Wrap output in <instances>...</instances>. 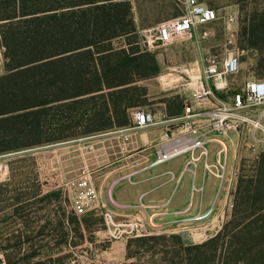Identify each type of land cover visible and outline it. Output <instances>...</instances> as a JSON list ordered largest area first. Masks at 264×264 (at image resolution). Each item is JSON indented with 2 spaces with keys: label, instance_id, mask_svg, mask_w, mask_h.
<instances>
[{
  "label": "rangeland",
  "instance_id": "1",
  "mask_svg": "<svg viewBox=\"0 0 264 264\" xmlns=\"http://www.w3.org/2000/svg\"><path fill=\"white\" fill-rule=\"evenodd\" d=\"M130 1L135 4L141 18L170 7L177 15L183 12L184 0ZM198 1L221 15H234V23L227 25L226 30L222 21L212 24L211 37L199 43L182 40L160 50L147 49L146 53L154 57L155 76L137 83L140 89H146L147 99L131 113L141 110L160 118L163 107L167 112L181 110L183 101L190 97L193 84V80L186 77L183 71L209 55L220 53L225 34L229 32H233L236 46L244 52L235 82L241 83L252 77L264 78V0ZM147 33L137 34L141 50L145 48L141 40ZM122 41L117 40L113 45L116 47ZM151 69L149 66L147 71ZM3 73L0 48V76ZM139 95L140 92L134 93L137 99ZM232 135L236 140L233 147L235 165L230 166V185H233L235 177L237 188L239 178L244 177L241 184L243 189L247 186L248 178L254 177L258 171L257 186L264 191V159L259 160V156L264 155V138L256 135L252 140L246 133L229 135L228 158L232 154ZM73 145L41 147L19 155L0 156V264H5V256L25 255L32 257L28 264H197L195 251L187 249L201 245H204L200 252L203 264H258L253 243L246 247L243 245L244 248L237 246L232 239L235 234H230L235 231V224H243L240 231L249 224L245 221L250 215L246 212L245 193L239 196L237 210L234 208L237 203L236 191L232 194L230 219L235 210L237 223L229 225L215 239L217 234L213 238L202 239L183 238L174 233L129 238L122 234L120 226L108 228L101 215H74L69 208L65 185L82 172L91 174L96 162L90 159L91 144L82 142ZM207 149L211 158L214 148L209 145ZM59 187L64 190H59ZM16 197H20L24 203L15 206ZM72 218L76 219L74 224L69 223ZM17 234L28 242L13 246V236ZM141 238L152 240L135 242ZM128 242L131 245L127 255ZM235 249L242 251L238 261H233L232 251Z\"/></svg>",
  "mask_w": 264,
  "mask_h": 264
},
{
  "label": "trees",
  "instance_id": "2",
  "mask_svg": "<svg viewBox=\"0 0 264 264\" xmlns=\"http://www.w3.org/2000/svg\"><path fill=\"white\" fill-rule=\"evenodd\" d=\"M137 34L128 0H0V156L129 127L131 112L147 99L137 83L155 76L154 57L143 43L144 50L138 47ZM181 112L182 107L166 115ZM256 175L243 189L240 177L235 192V210L245 193L249 224L240 231L234 210L213 239L235 224L237 233H230L235 244L253 243L257 263L264 264V191ZM14 202L24 203L20 197ZM13 238L15 247L28 242L20 234ZM203 248L187 249L195 251L197 264H203ZM240 252L232 251L233 261ZM31 258L5 256V264H28Z\"/></svg>",
  "mask_w": 264,
  "mask_h": 264
},
{
  "label": "crops",
  "instance_id": "3",
  "mask_svg": "<svg viewBox=\"0 0 264 264\" xmlns=\"http://www.w3.org/2000/svg\"><path fill=\"white\" fill-rule=\"evenodd\" d=\"M129 2L138 33L153 31L158 24L180 16L170 7L141 18L135 4ZM160 111V118L170 119L164 107ZM130 126L42 148L71 147L82 142L91 144L90 159L96 162L91 177L98 198L97 210L90 213L102 216L112 211L114 220L121 224L132 221L147 224L151 220L155 226L151 235L174 233L183 238H213L229 221L233 207L232 194L236 191L237 180L234 177V183L230 185L229 178L230 166L235 165V135L230 140L232 154L228 158L227 153L225 157V180L219 187L220 162L216 145H212L211 158L207 149L204 154L196 151L151 166L156 143L162 139L166 126L143 130H131ZM109 198L125 209H114Z\"/></svg>",
  "mask_w": 264,
  "mask_h": 264
},
{
  "label": "built area",
  "instance_id": "4",
  "mask_svg": "<svg viewBox=\"0 0 264 264\" xmlns=\"http://www.w3.org/2000/svg\"><path fill=\"white\" fill-rule=\"evenodd\" d=\"M180 16L158 24L153 31L143 35V45L148 50H160L182 40L195 43L211 37V25L222 21L224 29L234 23V15H221L198 0H184ZM244 52L235 44L233 32L225 34L224 47L216 55H209L195 62L183 71L193 80L190 97L183 101L182 112L170 119L136 110L132 113L131 130L165 125L162 139L156 143L155 159L151 166H157L180 156L200 151L207 152V146H217L220 162L219 187L225 180V157L227 139L230 134L246 133L254 140L264 138V78L252 77L241 83L235 82ZM65 193L69 208L76 216L97 210V190L91 174L82 172L68 181ZM114 209L125 207L114 203ZM108 228L122 227L125 236L142 237L151 235L152 221L118 223L112 211L102 215ZM199 219V218H197Z\"/></svg>",
  "mask_w": 264,
  "mask_h": 264
}]
</instances>
